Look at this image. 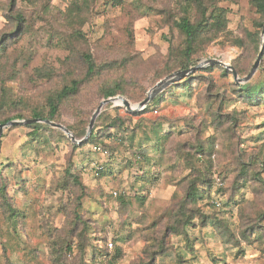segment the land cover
Segmentation results:
<instances>
[{"label": "rangeland", "instance_id": "374dc122", "mask_svg": "<svg viewBox=\"0 0 264 264\" xmlns=\"http://www.w3.org/2000/svg\"><path fill=\"white\" fill-rule=\"evenodd\" d=\"M203 1L206 18L224 8L225 26L201 34L186 68L219 58L245 77L262 45L260 13L250 0ZM182 15L202 18L193 0H0V101L3 88L12 101L0 109V124L46 113L48 97L72 79L83 81L60 106L64 125L88 128L105 99L101 88L115 82L124 87L117 95L140 102L161 79L185 69L184 35L175 25ZM84 52L106 65L88 80ZM224 68L207 62L175 79L150 109L105 104L93 129L102 115L105 122L120 116L135 136L133 148L108 140L111 177L92 169L108 160L102 146H82L57 130L28 144L31 128L6 126L0 264H87L110 241L109 254H119L114 264H264V99L250 101L240 90L264 81V55L247 81ZM136 152L146 159L131 165ZM141 166L150 177L144 184L136 179ZM192 183L201 198H188Z\"/></svg>", "mask_w": 264, "mask_h": 264}, {"label": "trees", "instance_id": "16d2710c", "mask_svg": "<svg viewBox=\"0 0 264 264\" xmlns=\"http://www.w3.org/2000/svg\"><path fill=\"white\" fill-rule=\"evenodd\" d=\"M193 2L195 3L197 7L201 9L202 18L199 21L194 22L189 16L182 15L180 19L175 21L176 27L179 28V30L184 35L183 45L180 50L181 61L179 62V66L185 69L186 67L189 66V63L193 60V57H194L193 55L197 51V44L199 40L198 38L201 36V34L205 32L210 25L225 26L224 18L226 16L224 15V11H225L224 8H218V9L215 8L214 10L210 12L209 18H206L204 17L206 16V9H205L204 1L203 0H193ZM250 2L257 9V12L260 13L261 15L260 20L258 22V26L259 28H261L260 32H262L264 29V0H250ZM119 3H120V0H114V4H119ZM17 19H19V22H21L23 20V16L18 15ZM209 20H212V23ZM19 27H20V24L18 23V29ZM257 32L259 33L258 30ZM79 33L82 34V32L80 31ZM4 49H5V46L3 42H0V50L3 51ZM83 57L86 62V73L84 77L85 80L91 79L95 75L102 73L106 65L97 63L95 59L93 58L92 54L89 52H84ZM82 81L83 79H79V80L72 79L69 83L64 84V86L60 90L56 91V93H53L48 97L49 111L45 113L43 110H33L31 112L30 117L28 118H42V119L47 118V119L58 122L57 117L59 115L60 106L65 100L69 99L70 97L78 93L79 87ZM188 85L189 83H186L184 85V88H187ZM240 90L243 93V95H245L247 98L250 99V101H253L254 99L255 100L259 99L262 101L264 99V81H262L261 83H257V84H253L251 81H248L240 87ZM101 93L104 98L116 96L118 93L124 94V87L121 83L115 82L111 85L102 87ZM164 97H165L164 92L162 91V93L159 94L158 97H156L153 101L147 104L146 108L150 109L152 105L159 103ZM11 102L12 101L10 100V97L6 89L3 88V93H2V97L0 101V109L3 108L5 105H8ZM110 103H113V102H110ZM16 118H22V116L18 115ZM28 118H25V119H28ZM99 118H100V124L96 126V128L97 127L99 128L98 129L95 128L92 130V133L89 139L83 142L82 146L86 144L99 145V146H102L103 149L109 153L108 160L102 164H98L101 167L99 170L98 176L99 178L111 177L115 174V168L111 164L114 158V155L111 151L112 146L108 143L109 142L108 140H113L115 143H117L116 141H118L119 139V141L120 140L121 141L118 143L120 144L127 143L129 144L131 148H133L134 147L133 138L135 136L133 134L128 135V132H126L127 127L125 125V122L120 116L110 119L109 122L104 121V115L100 116ZM105 118H109V117H105ZM11 119H14V118H7L5 122ZM66 126L75 134V136L78 139L83 138L87 131V127L84 123L83 125L79 123L77 125H66ZM26 127H29L32 129L31 132L29 133V137L27 140L28 144L34 140L36 141L40 140L41 138H44L45 140V138H47L45 137L47 134V131H50V130L51 131L57 130L58 131L57 133L59 136H62V137L67 136V134L60 128L51 126L50 124H47L44 122L28 123L26 124ZM75 146L76 145H74V147ZM138 154L140 158H143L144 160L146 159L144 153L136 152L135 160L138 163L140 162L139 159L137 158ZM129 162L128 164H126V166L128 167H129ZM1 172L2 171L0 169V174ZM68 174H70V172ZM136 175L138 176L136 178L137 181L142 182L143 184L150 180V177L145 173V169L142 166L141 168L137 169ZM71 177L75 184L81 186V180H80L79 173H73L71 174ZM204 182L206 183L207 181L204 180ZM194 187H195V184L192 183L190 186L191 189L187 193L188 198L193 199V200L202 197L199 193V189L194 188ZM135 195L138 196V194H135ZM141 197L139 200L143 201L144 199L143 197L142 198ZM121 198L123 201L128 202V197L122 196ZM11 211H12L11 216L13 215L17 216V214H14L15 212L14 209H12ZM185 223L188 224L189 220H186ZM117 252L113 255H110L109 247L106 243L105 247L101 246L99 249L92 252L93 256L90 257L89 259L90 262H88L87 264H91V261H94L97 258H101V259L103 258L104 260L108 259L107 260L108 263L114 264L119 255Z\"/></svg>", "mask_w": 264, "mask_h": 264}, {"label": "water", "instance_id": "95a60500", "mask_svg": "<svg viewBox=\"0 0 264 264\" xmlns=\"http://www.w3.org/2000/svg\"><path fill=\"white\" fill-rule=\"evenodd\" d=\"M262 35H263V40H262V45H261V49L258 53V56L256 57L254 64H253L250 72L248 73V75H246L243 78L238 77L237 71L235 70V68L232 65L226 63L223 60H219V58L218 59H209L207 61L203 60L200 63H198V64H196L190 68H186V69H183L180 71H176V72L168 75L164 79H161L159 82H157V84L154 87H152L150 89V91L148 92V95H147L148 97H146L145 99L141 100L138 103H132L128 98H126L123 95H116V96L105 98L104 100H102L100 102V105L95 110V112L91 118V121L89 123V126L87 128L86 134L81 139H78L75 136V134L66 125L59 123V122H56V121H53V120H50V119H47V118H45V119L28 118V119H11V120H8L5 123L0 124V138H1V135L3 133V129L6 126L18 125V124H28V123H33V122H44V123L50 124L51 126H54V127H57V128H60L61 130H63L67 134V136L72 140V142L77 143V144H82L83 142H85L89 139V137L92 133L94 124H95V120L99 116V114L101 113V110L105 104L110 103V102H113L115 104L121 103L130 112L141 111L147 106L148 103H150L155 97H157V95L165 87H167L170 83H172L175 79H179V78L185 76L186 74H188L189 72H191L197 68L203 67L207 62H213V63H217V64L219 63L220 65L231 69L233 76H234V79L236 81H239V80L247 81L254 75V73L258 69L261 58H262L263 53H264V29L262 31Z\"/></svg>", "mask_w": 264, "mask_h": 264}, {"label": "built area", "instance_id": "2783aa9c", "mask_svg": "<svg viewBox=\"0 0 264 264\" xmlns=\"http://www.w3.org/2000/svg\"><path fill=\"white\" fill-rule=\"evenodd\" d=\"M95 149L100 150V147L95 146ZM106 152H107V151H105L104 153H106ZM137 158H138V159H141L139 155L137 156ZM130 163H131V165H133V164L137 163V161L134 159V160L130 161ZM100 168H101V167H100L99 165H94V166L92 167V169H93V171H94V173H95L96 175L99 174V170H100ZM217 181H218V182H221L220 179H218ZM114 193L116 194L117 192H114ZM108 245H109V247H112V246H113V242L110 241V242L108 243ZM100 260H101V259H98V258L95 259V260H94V262H95L94 264H102ZM104 264H113V263H104Z\"/></svg>", "mask_w": 264, "mask_h": 264}]
</instances>
